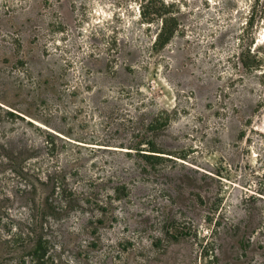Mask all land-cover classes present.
<instances>
[{
  "label": "rangeland",
  "instance_id": "1",
  "mask_svg": "<svg viewBox=\"0 0 264 264\" xmlns=\"http://www.w3.org/2000/svg\"><path fill=\"white\" fill-rule=\"evenodd\" d=\"M0 106V264H264V0H0Z\"/></svg>",
  "mask_w": 264,
  "mask_h": 264
},
{
  "label": "trees",
  "instance_id": "2",
  "mask_svg": "<svg viewBox=\"0 0 264 264\" xmlns=\"http://www.w3.org/2000/svg\"><path fill=\"white\" fill-rule=\"evenodd\" d=\"M174 31H175V29H173V30H171L167 35L165 34V32L163 33V32H160L159 34H158V41H162L163 43H165V42H167L169 39H170V37L173 35V33H174ZM0 109L3 111V113H6V114H9V115H12V116H18V115H16L14 112H12V111H6L3 107H1L0 106ZM64 134H66L67 136H70L71 138H73L74 140H76V141H78L79 143H83V144H86V143H91V142H87L86 140H85V137H80V138H76V137H72L71 135H68L67 133H65V132H63ZM91 140H93V139H91ZM68 142V141H67ZM48 143L50 144L49 145V149H50V151H49V153L50 154H54L55 152H56V149H57V146L55 145V143H54V140H48ZM68 143H72L71 141H69ZM94 143V142H93ZM108 145H112V144H108ZM129 148H132V147H129ZM144 150H148V151H150V153H146V151H144ZM130 152V151H129ZM136 152L137 153H140V154H143V156H146V157H152L154 154H151V152H162L163 153V151H161V150H159V149H157V148H155V147H152L151 149H142V148H140V147H137L136 148ZM58 189H60V192L61 193H63V192H65L64 191V188L62 187V186H59L58 187ZM126 189H125V186H123V187H118V188H115L114 189V191H122V192H124Z\"/></svg>",
  "mask_w": 264,
  "mask_h": 264
}]
</instances>
